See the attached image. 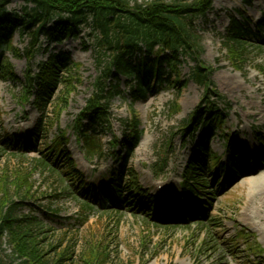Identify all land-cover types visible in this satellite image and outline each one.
I'll use <instances>...</instances> for the list:
<instances>
[{"label": "rangeland", "instance_id": "rangeland-1", "mask_svg": "<svg viewBox=\"0 0 264 264\" xmlns=\"http://www.w3.org/2000/svg\"><path fill=\"white\" fill-rule=\"evenodd\" d=\"M24 6L21 1H12L7 12L21 14ZM263 18L264 0H250L247 5L241 0H213L205 19L195 23L201 38L200 60L211 67L214 89L222 96L214 105L222 113L224 124L220 132L210 137L209 143L210 153L220 157L224 167L232 157V149L223 135L234 138L231 144L246 145L245 152L252 161L264 151L263 139V144L257 140L260 134L264 137V26L255 28ZM234 20L244 22L245 28L248 25L251 30L256 29L257 35L244 39L247 49L237 62L227 52L228 34ZM89 32L84 29L79 38H69L63 43L41 37V50L29 64L23 54L15 57L9 50L4 52V59L16 78L0 80V182L8 180L6 193L10 205H18L15 213L41 223L42 231L35 230L34 234L44 260L49 264H264L261 226L264 224V166L242 173L222 196L198 193L197 197L211 208L209 219L189 226L156 221L167 210L169 196L180 191L183 168L197 143L196 138H186L180 133L183 122L197 109L204 93L190 79L195 65L190 57L180 58L177 65L180 84L174 88L164 86L159 92L135 97L130 90L135 84L133 78H119L118 94L110 101L112 133L102 136L106 158L101 161L85 158L75 139L73 124L99 74ZM10 44L22 53L28 39L15 33ZM60 56L67 59L65 68L54 65V69L61 68L60 75L72 76L74 80L57 118L66 92L62 83L52 96L41 101H36L34 92L27 102L20 98L26 70L29 68L38 74L41 64L50 59L52 64L56 63ZM113 85L114 82L108 88ZM174 102L178 104L175 114L170 108ZM130 112L138 122L139 140L128 168L134 171L142 190L159 198L150 218L138 204L132 211L119 206L113 209L109 203L106 208L85 210L72 183L38 164L47 149L42 153L34 147L31 152L9 149L13 137L20 140L31 135L43 116V131L32 139L35 147L38 144L43 150L63 130L68 137L67 150L84 175V182L101 189L121 166L120 159L111 158L107 153L113 135L119 141L124 137L123 123L131 119ZM255 112L257 115L253 116ZM201 135L198 133L196 137ZM115 151L123 156L124 151L119 147ZM220 168L214 172L225 179L228 170ZM18 173L25 175L21 188L13 185ZM2 196L0 193V200ZM256 216L262 219L261 223L258 219L254 223L250 221ZM0 259L3 264H26L13 253L6 239L0 244Z\"/></svg>", "mask_w": 264, "mask_h": 264}, {"label": "trees", "instance_id": "trees-1", "mask_svg": "<svg viewBox=\"0 0 264 264\" xmlns=\"http://www.w3.org/2000/svg\"><path fill=\"white\" fill-rule=\"evenodd\" d=\"M12 1L24 3L21 14L7 12V7ZM249 1L242 0L244 3ZM212 3L213 0H171L168 2L143 0L141 3L135 0H0V48L2 49L0 80L16 78L10 64L4 59L5 50H9L15 57H21L23 54L30 63L41 50V37L45 36L52 42L61 43L69 38H79L81 31L88 29L90 31L88 37L92 39L96 69L99 74L92 84L91 97L86 101L85 108L76 117L74 123L76 137L84 144L88 159L103 156L98 134L110 127L108 105L110 98L118 94V78L135 77L136 87L133 90L135 96H143L147 89L152 91L150 82L154 77H156L158 89L163 85L169 87L180 84L177 78V65L181 57H190L193 60L195 65L192 68L190 79L204 92L199 108L202 104L208 105L209 112H214L211 118L212 124L219 126L221 124L220 113L211 99L220 100L222 96L214 89L211 81V67L205 66L200 60L201 38L195 29V23L205 19L212 8ZM243 27L241 23L233 21L228 34L227 52L233 62H237L247 49L244 39L247 36H254L249 28L245 30ZM16 32L21 38L28 39V44L22 53L10 44V39ZM51 60L39 66L38 74L32 75L31 70L27 69L21 100L27 101L31 91L37 88V99L41 101L44 97L52 96L58 85L62 83L66 92L61 99V106L57 112L58 118L66 104V97L73 88L74 79L72 76L68 78V75L66 77L60 75L61 68L54 69V65L65 68L66 58L60 56L58 62L53 64ZM167 68L170 73L165 76ZM173 75L175 76L172 79ZM112 79L117 84L108 89V83ZM172 108L177 110L178 104L174 102ZM198 111L196 110L195 115L200 121L204 115ZM130 123L134 129L137 128L138 122L135 117L131 118ZM40 130L43 131L42 120L38 124V131ZM25 140L26 138L22 142L24 143ZM137 140L138 133L133 132L122 143V146L127 149V158L124 160L121 175L118 177L117 185H113L115 189L112 184L106 186L109 190L111 188V196L116 197V204L128 207H131L133 202L150 199L138 189L136 177L131 170L126 168L132 147ZM66 143L65 134L59 132L44 148L48 150L44 153V159H41L38 164L60 175V178L64 175L77 180L81 175L75 169L66 150ZM111 145L115 146L114 141ZM201 149L205 151L202 146ZM203 166L201 159L193 158L189 162L183 176L186 187L190 182L197 184L194 188H197L196 186L202 188L203 183L206 184L200 174ZM125 177H128L127 186L123 184ZM24 178V174H16L13 185L21 188V181ZM7 183V179L0 182V193L3 194L0 200V244L6 239L12 246L13 253L26 264H49L44 260L40 251V242L34 234L35 230L42 231L41 223L33 217L18 216L15 213L18 205H10L9 195L6 193ZM84 185H81L83 192L86 191L85 189L92 188ZM84 195L85 198H89L87 193ZM106 199L107 196L103 195V201L107 203ZM174 202L175 200H172V203ZM82 203L85 210H91L92 205L90 206L88 201ZM188 213L193 217L207 218L206 212L191 213L186 210L185 214L188 215ZM187 224L189 226L191 223ZM0 264H3L1 259Z\"/></svg>", "mask_w": 264, "mask_h": 264}, {"label": "bare ground", "instance_id": "bare-ground-1", "mask_svg": "<svg viewBox=\"0 0 264 264\" xmlns=\"http://www.w3.org/2000/svg\"><path fill=\"white\" fill-rule=\"evenodd\" d=\"M252 115L255 116V115H257V114H256V112H255V113L252 114ZM259 116H260V113H259ZM257 215L260 216V214H257ZM250 217H251V216H250ZM256 219H258V220L260 221V223L262 222V219H261V218H258L257 216H256V217H252V218L250 219V221H251L252 223H254V221H256ZM242 220H244V219H242ZM261 226H262L263 229H264V224L261 223Z\"/></svg>", "mask_w": 264, "mask_h": 264}]
</instances>
